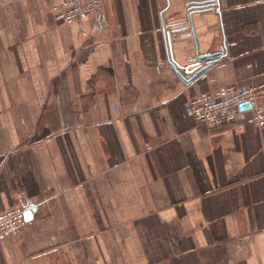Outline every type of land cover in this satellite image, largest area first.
Here are the masks:
<instances>
[{
	"label": "crops",
	"instance_id": "crops-1",
	"mask_svg": "<svg viewBox=\"0 0 264 264\" xmlns=\"http://www.w3.org/2000/svg\"><path fill=\"white\" fill-rule=\"evenodd\" d=\"M58 1L0 0V211L35 208L0 264H264V127L184 110L264 83V0Z\"/></svg>",
	"mask_w": 264,
	"mask_h": 264
},
{
	"label": "built area",
	"instance_id": "built-area-1",
	"mask_svg": "<svg viewBox=\"0 0 264 264\" xmlns=\"http://www.w3.org/2000/svg\"><path fill=\"white\" fill-rule=\"evenodd\" d=\"M101 2L102 0H59L51 4L49 9L55 22H80L90 15L98 14ZM218 60L215 57L202 61L200 67L213 66ZM200 76L204 77V72ZM263 94L264 83L219 86L190 96L184 104V110L195 121L212 127L245 119L254 126L262 128L264 127V101L260 102L258 99ZM244 104H247L246 109L242 108ZM26 209L22 205H15L0 211V242L14 237L25 225Z\"/></svg>",
	"mask_w": 264,
	"mask_h": 264
},
{
	"label": "water",
	"instance_id": "water-1",
	"mask_svg": "<svg viewBox=\"0 0 264 264\" xmlns=\"http://www.w3.org/2000/svg\"><path fill=\"white\" fill-rule=\"evenodd\" d=\"M219 56V52H215V53H207V54H201L199 56H197V58L195 59V61H192L193 63L182 67L179 66V70L175 69L176 75L178 76V78L183 81L184 83H189L190 81L196 79L197 77L200 76V74H202L206 69H208L210 67V65H205V66H201L200 67V63L202 61L208 60V59H212ZM191 74L188 78L186 77V75ZM243 107H247V104H244L242 106ZM23 207H26L27 209L24 212V217L25 220L29 219L31 217V212L35 210L34 207H29L28 208V204H22Z\"/></svg>",
	"mask_w": 264,
	"mask_h": 264
}]
</instances>
